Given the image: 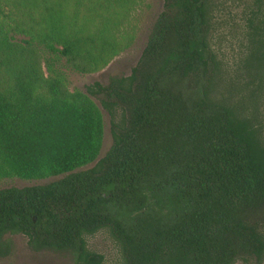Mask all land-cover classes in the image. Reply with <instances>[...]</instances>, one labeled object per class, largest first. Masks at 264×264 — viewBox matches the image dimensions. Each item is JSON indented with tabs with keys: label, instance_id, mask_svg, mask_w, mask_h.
<instances>
[{
	"label": "trees",
	"instance_id": "1",
	"mask_svg": "<svg viewBox=\"0 0 264 264\" xmlns=\"http://www.w3.org/2000/svg\"><path fill=\"white\" fill-rule=\"evenodd\" d=\"M136 2L0 0V180L59 176L0 188V257L20 233L105 264L86 240L105 229L117 264H264V0L238 1L235 18L214 0H163L129 75L70 92L55 59L106 66ZM226 26L231 54L216 43ZM90 96L110 117L100 158Z\"/></svg>",
	"mask_w": 264,
	"mask_h": 264
},
{
	"label": "rangeland",
	"instance_id": "2",
	"mask_svg": "<svg viewBox=\"0 0 264 264\" xmlns=\"http://www.w3.org/2000/svg\"><path fill=\"white\" fill-rule=\"evenodd\" d=\"M240 0H214V4L218 3V11L216 14L226 15L232 13L233 18L237 17L236 10H233V5ZM163 8V0H137L134 7L131 8L128 16L122 25V39L123 35L127 36L125 40L127 46L121 50L115 57H113L103 68L81 73L72 69L66 64L65 59H55L57 67L63 71L67 78V87L70 92L80 91L86 94L85 87L94 82L106 84L111 76L115 75H129L131 69L136 65L140 54L147 41V36L154 23L157 15ZM6 11V8H5ZM238 27L235 28V30ZM220 40L217 38L216 43L220 51L226 54H231L233 48V37L235 34L232 28L227 26L221 29ZM233 34V36H231ZM25 38L22 34L16 35V40L21 41ZM217 48V49H218ZM46 55H49L45 51ZM41 62V58H40ZM43 66V62L41 63ZM91 99L98 105L103 116V141L98 158L103 156L111 145L110 132V117L102 108L100 101L95 96H90ZM91 162L83 167L88 168L92 166ZM59 178V176H51L42 179H21L18 177L5 178L0 180V188L10 186H25L31 184H41ZM14 242L13 252L5 257H0V264H76L69 255L55 252L48 249L33 250L27 244V238L23 234L17 233L11 235ZM87 245L91 250L99 252L104 255L105 264H117L120 260L118 246L112 239L110 234L105 230H99L93 234L86 236ZM235 264H244L242 261H237Z\"/></svg>",
	"mask_w": 264,
	"mask_h": 264
}]
</instances>
